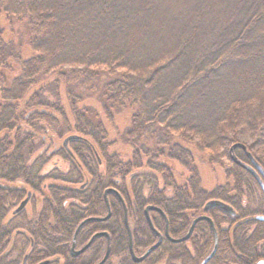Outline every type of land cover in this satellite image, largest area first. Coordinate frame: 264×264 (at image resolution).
<instances>
[{"label":"trees","instance_id":"16d2710c","mask_svg":"<svg viewBox=\"0 0 264 264\" xmlns=\"http://www.w3.org/2000/svg\"><path fill=\"white\" fill-rule=\"evenodd\" d=\"M165 3L169 5L162 10ZM223 5L224 2L219 3ZM209 7L208 0H0V14L25 18L32 34L24 52L28 55L18 59V77L6 90L4 98L9 103L0 115V135L2 131L12 132L17 120L15 102H26L30 87L39 77L44 78L51 71L60 72L65 66L84 69L74 70L69 77L83 73L91 78L92 66L124 69L127 75L111 91H115V103L132 101L137 106L136 117L125 133V142L133 152L126 164L117 152L114 159L107 156L105 180L111 181L116 168L147 170L154 167L155 158L176 159L184 164L187 175L179 177L171 166L155 164L165 185L174 188L175 198L163 200V194L157 192L153 200L172 214L181 211L185 199L188 205L194 204L198 196L194 190L201 180L193 147L202 149L204 152L200 153L206 160L220 166L215 151L210 154L206 150L216 149L225 137L228 122L243 120L248 127L264 133V0H237L225 14H219L221 7ZM149 28L156 32L149 34ZM2 52L0 46V56ZM37 101L46 109L47 103L41 97ZM65 110L64 104L58 110L62 119L69 115L79 119L77 110L68 115ZM50 116V112L41 110L37 119L50 126ZM154 124H165L161 134L167 144L150 151L144 144L151 139ZM107 130L96 112L81 115L76 133L82 139L72 140L71 145L88 153V157L90 150L106 155ZM172 131H193L202 137V144L182 142L172 136ZM5 136H0L1 179L27 177L35 181L30 175L45 163L44 158H38L27 168L22 153L24 146L32 142L34 132L30 130L21 139L17 137L16 145L7 144ZM140 153L147 154L146 164ZM230 169L242 178L239 168ZM59 180L68 178L61 176Z\"/></svg>","mask_w":264,"mask_h":264},{"label":"flooded vegetation","instance_id":"af4514ba","mask_svg":"<svg viewBox=\"0 0 264 264\" xmlns=\"http://www.w3.org/2000/svg\"><path fill=\"white\" fill-rule=\"evenodd\" d=\"M41 168L37 167L30 175L35 181L32 178L28 181L34 191L25 192L14 186L18 179L0 177V264H113V258L117 260L115 264L264 262V255L253 256L251 246L263 235V230L256 228L241 234L253 224L240 215L239 211L244 209L235 202L238 198L234 190V196L220 192L216 195L206 186H199L197 193L201 200L198 198L188 205L185 199L181 211L172 214L153 200L155 193L146 200L141 191L134 189L137 195L133 197L117 181L107 182L106 177L95 179L97 170L92 172V181L86 180L78 188L68 187V196H60L63 190L57 184L59 177L55 180L57 183L47 185L44 179L49 176H40ZM240 168L254 179L264 196L255 176ZM242 190L238 191L240 195ZM34 192H38V200ZM157 192L163 194V200L175 198V192L171 197ZM78 196L80 203H77ZM212 201L229 205L234 213L208 205ZM33 203L34 211L28 213ZM260 217L264 213L255 215L254 219L264 225V218ZM259 239L263 242L264 236Z\"/></svg>","mask_w":264,"mask_h":264},{"label":"rangeland","instance_id":"374dc122","mask_svg":"<svg viewBox=\"0 0 264 264\" xmlns=\"http://www.w3.org/2000/svg\"><path fill=\"white\" fill-rule=\"evenodd\" d=\"M208 1L209 8H212V10L215 8L219 9V7H221L219 3L224 2L219 14L229 12L231 4L237 2V0ZM168 5L169 3L161 5V9H167ZM2 15H4V17ZM151 16L152 12L149 17ZM172 17H174V15ZM147 21L149 23L150 20L147 19ZM160 30L162 29L160 28ZM155 32L156 29L154 28L148 29L149 34ZM31 37L32 34L25 18L8 16L6 13L0 14V39L3 40L0 46L3 47L4 51L0 56V115L5 111L7 103H9V101L4 98L8 94L6 90L11 81L14 82V78L18 77L16 76L17 69L20 65L18 59L22 60L23 57L28 55L24 52L29 47ZM82 69V67L78 66H65L60 72L51 71L46 77H39L36 80L37 83L35 82L36 84L34 83L30 87V96L26 102H15V106L17 105V112L15 114L17 115V120H15V125L12 126V132L2 131L1 133V135L5 134V137L8 138V141H6L7 144L16 145L17 137L21 139L24 133L32 130L34 132L33 140L30 142V145H27V147L24 146L22 150L24 154L23 161L27 168H30L34 161L43 157L45 163L42 164L40 176H49V179H44L45 184H55L54 182L57 183L55 180L61 176L68 178L69 182L71 181V183L58 181L57 184L62 188L60 191L63 189L68 190V187L78 188L86 180L92 181L93 177L91 175L94 170H97L95 179L98 180L100 177L104 179L108 175L106 173L107 156L109 159H114V152H117L121 161H123L122 163L126 164V161L131 158V153L133 152L131 146L125 142V133L129 128L131 120L133 122L134 117H136L137 110H135L134 107L137 106L133 105L134 103L132 101L133 104L128 101H125V103H115L112 100L115 91L113 93L111 91L115 83L120 81L122 77L125 78L127 75L125 70L120 68L111 70L105 66H92L90 68V70L93 71L91 78L83 73L69 77V75L74 74V70L79 71ZM40 97L47 103L46 109L38 105L39 103L37 100L38 98L40 99ZM63 104L66 106V115H68V113L72 114L74 111L76 113L77 110L80 116L79 119H77V115L75 116L76 118H74L73 115H69V118L66 119L63 116L62 119V115H60V111L58 110H60ZM41 110L50 112L51 116L48 118L51 119V123L54 127L53 125H43L39 122L40 120L38 121L37 117L40 115ZM252 110H254V108H252ZM262 111H264V108H262ZM95 112L102 117L103 122L108 128V141H106V150L108 152L106 155H103L101 152L97 153L100 162L97 160V154L95 155L90 149L89 153L91 157H88V153L86 152L75 150L73 145H71L73 144L72 140L67 143V148L60 146V143L62 145L68 136L78 135V133H76V128L81 123V115L91 116L92 113ZM31 113L33 114L30 115ZM242 121L237 123L228 122L230 125L224 124L226 129L223 133L225 135L223 140L219 142L215 150H206V152L210 154H216V161L220 163V166L215 162L212 163L208 161V159L206 160L204 154L200 153V151L204 152L202 149L199 151L197 147L202 144V137L195 134V132L183 131V134H181L179 131H172V136H176L185 143L190 141L192 146L197 144V146H195V148L197 147L196 149L193 147V152L196 153L195 155L198 160V179L201 180L199 186H206L210 192L214 191L216 195L220 192L222 195L230 193L231 196H234V193H232L233 190L236 192L235 195L238 201L236 199L235 202L240 208L244 209V211H239L241 213L240 215L242 218H249L247 220H251V224H253L252 226H247L241 234L245 232L251 233L254 229L259 228V230H263L262 236H264V225L261 223L258 224L254 219L255 215L264 213V196L254 182V179L241 169L240 166L232 160L229 154L230 147L234 143H242L246 146L247 151H249L264 167V133H262V131L260 133V130L256 131L252 129L251 126L248 127L242 123ZM163 128H165V124H154L153 130L150 132L151 139L146 140L145 144L143 142L145 145L144 148L150 151H154L156 148H165L167 140L164 139L165 135L161 134ZM64 130H67L68 133H65ZM170 130L171 129H168L169 132ZM16 132H20V135L17 136ZM60 133L63 134L60 135ZM54 141L59 143L61 148L56 146L57 143H54ZM75 147L77 148V145ZM67 150L74 155L71 156ZM212 151L215 152L212 153ZM140 155L146 164V162L149 161V159L145 161L147 154L140 153ZM235 155L237 158L249 162L243 149L236 148ZM151 156L156 155L152 154ZM157 157H160V155ZM158 159L159 160L155 158V160L152 161L154 167L147 170H137L135 167L129 168L127 166L124 168H116V170L112 171L111 182L115 183L117 181L119 187H127L133 197L137 195L136 192L141 191L143 197L149 200L153 193H157V191H155L156 189L164 192L166 197H171L175 190L169 189V187L165 185L166 183L160 176L162 173L155 170V164H164L163 166L168 167L171 166L179 177L187 175V169L182 162L176 159L171 160L164 158V156ZM231 167L239 168L242 173V178L240 175L236 176L234 171L230 169ZM28 181L29 178L26 179L22 177L18 179L14 186L23 188L25 192L33 190ZM180 182L183 183L184 180ZM244 186L247 187L244 189ZM238 187H240V189L243 188V194H239L238 191L240 189ZM134 189H136L135 193ZM197 192L198 187L196 186V191L194 190L195 196ZM67 194L68 192L60 193V196H68ZM34 195L36 200H38V192H34ZM208 195L209 193L205 196ZM79 197L80 196L77 197V203L82 202ZM198 198L201 200V195L200 197L196 196L195 200ZM33 205L34 203L30 208L28 207V213L34 211ZM262 236H258V238L251 243L253 256L264 255V241L260 242L261 239H259ZM13 259H16V255L13 256ZM112 262L115 264L117 262L116 258H113Z\"/></svg>","mask_w":264,"mask_h":264},{"label":"water","instance_id":"95a60500","mask_svg":"<svg viewBox=\"0 0 264 264\" xmlns=\"http://www.w3.org/2000/svg\"><path fill=\"white\" fill-rule=\"evenodd\" d=\"M81 137L78 136V135H71V136H68L63 144L64 146L67 148V143L70 141V140H75V139H80ZM236 148H241L245 151V154L248 158V161L249 162H245L239 158H237V156L235 155V149ZM70 152V151H69ZM71 153V152H70ZM229 154H230V157L232 158V160L238 164L239 166L249 170L254 176L255 178L257 179V181L261 184L263 190H264V167L263 165H261L258 160L249 152L247 151V148L244 144L242 143H234L231 147H230V150H229ZM255 169L258 171V173L255 171ZM25 202H23L20 206V208L24 205ZM208 205H217L223 209H225L226 211L228 212H231V213H234L233 209L223 203V202H220V201H212V202H209ZM152 207V206H150ZM153 209H156V210H159L161 211L160 209L158 208H155V207H152ZM260 218H264V217H260ZM258 264H264V262H259Z\"/></svg>","mask_w":264,"mask_h":264}]
</instances>
